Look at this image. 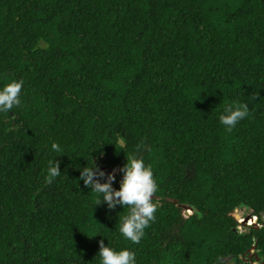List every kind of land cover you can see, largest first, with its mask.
Listing matches in <instances>:
<instances>
[{
  "label": "trees",
  "instance_id": "trees-1",
  "mask_svg": "<svg viewBox=\"0 0 264 264\" xmlns=\"http://www.w3.org/2000/svg\"><path fill=\"white\" fill-rule=\"evenodd\" d=\"M18 80L21 107L0 114V264H99L101 240L138 264H264V0H0V87ZM242 104L229 133L219 116ZM131 155L158 185L139 244L78 169L118 189Z\"/></svg>",
  "mask_w": 264,
  "mask_h": 264
},
{
  "label": "clouds",
  "instance_id": "clouds-1",
  "mask_svg": "<svg viewBox=\"0 0 264 264\" xmlns=\"http://www.w3.org/2000/svg\"><path fill=\"white\" fill-rule=\"evenodd\" d=\"M23 86L24 81L18 80L0 87V114L11 113L13 109L21 107ZM248 114L247 104L227 105L223 114L219 116V123L230 133ZM51 147L55 152L61 151L60 146L55 142ZM146 147L142 142L136 146L135 152L140 153ZM78 169L80 171L79 180L83 182L84 187L97 194L96 205L106 204L110 211H114L117 206L128 209L127 215L120 218L118 231L125 240L132 244H139L145 235V230L156 220L157 205L154 203V198L158 185L151 166L146 165L144 159L137 155L126 157V163L119 169L122 179L118 189L113 187L116 183L115 172L106 173L94 163L90 167H78ZM60 175L59 162L51 161L47 169L46 182L51 184ZM105 176H107L106 182H101ZM249 220L254 223H249ZM246 221L248 225H245ZM239 223L241 226L257 228L258 218L250 215L245 221L244 218L241 219ZM97 254L99 264H138L134 252L126 248L116 250L108 245L105 246L103 240L99 241Z\"/></svg>",
  "mask_w": 264,
  "mask_h": 264
},
{
  "label": "rangeland",
  "instance_id": "rangeland-1",
  "mask_svg": "<svg viewBox=\"0 0 264 264\" xmlns=\"http://www.w3.org/2000/svg\"><path fill=\"white\" fill-rule=\"evenodd\" d=\"M237 213H238V214L236 215V216H237L236 218L239 220V222H240V220L243 219V218H244V221H245V219L248 218V216H250V214H251L250 211H248V210H244V209L238 210ZM245 225H248V221H246ZM242 230H243V228L239 229V231H242ZM243 231H244V230H243ZM251 254H252V253H251ZM252 264H259V262H258V263H254V262H252Z\"/></svg>",
  "mask_w": 264,
  "mask_h": 264
}]
</instances>
